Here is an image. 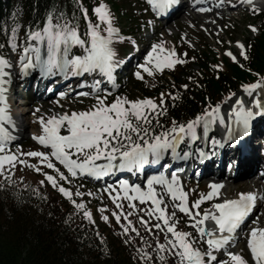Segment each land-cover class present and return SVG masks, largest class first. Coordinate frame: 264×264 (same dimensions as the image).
I'll return each instance as SVG.
<instances>
[{
  "label": "snow or ice",
  "instance_id": "snow-or-ice-1",
  "mask_svg": "<svg viewBox=\"0 0 264 264\" xmlns=\"http://www.w3.org/2000/svg\"><path fill=\"white\" fill-rule=\"evenodd\" d=\"M144 2L147 6L142 12L151 13L152 19L145 20L141 27L153 25L156 18L165 16L180 0ZM195 2L200 3V0ZM238 2L249 5L253 14L264 11L254 0ZM223 3L224 0H219L220 5ZM198 10L211 9L200 7ZM13 17L11 27L7 22L0 25V31L5 35V42L0 43V189L15 187L14 195L19 197L21 191L30 189V185L23 176L13 179L16 167L31 168L43 176L39 186L31 188L33 195L46 200L47 194L42 195L39 187L47 182L74 207L75 212L69 214L65 224L71 222L74 214H82L95 224L83 197L91 198L97 193L87 189L81 191L83 185L75 191L65 186L71 185L73 178L88 176L100 180L127 172L139 179L146 166L160 165L165 169L174 166L164 163L166 160L203 161L209 152L195 146L197 142L210 140L213 149L222 147L224 142L240 143L248 135L254 119L264 117L261 100L264 75L260 73H256L258 78L254 82L240 86L251 98L249 104L246 105L244 97L234 91H229L222 102H212L206 97L208 103L186 121L169 117L166 101L180 99L179 90H188L187 83L178 87L173 84V90L161 92L158 99L129 98L120 93L117 79L126 61L119 56V46L130 42L135 47L136 40L123 32L107 0H96L91 8L85 6L84 0H72L71 11L68 4L53 0L43 17L29 25L16 22L15 14ZM22 27L25 36L21 40L19 31ZM248 27L253 32L258 30L255 25ZM203 30L207 32V29ZM222 30L218 28L209 35L219 37ZM163 37L164 33H161L160 38L150 44L143 62L133 73L137 79L144 81L145 74L154 78L157 73L174 70L177 65L196 59L188 57L186 51L178 53L176 46ZM182 40L194 47L187 40V34ZM216 43H227L229 47L223 53L217 49L218 54L227 56L240 67H244L241 60L250 58L248 48L251 45L239 39L234 42L235 52L231 40L217 39ZM211 68L219 78L224 64H212ZM33 72H38L41 78H79V86L89 91L77 95L91 97L94 102L82 110L36 116L39 134L33 138L44 150L21 151L17 147L12 151L17 125L8 103L9 89L14 77L24 79ZM188 80L200 87L193 76L190 75ZM59 95L67 94L61 92ZM55 104L63 109L59 100ZM225 104L228 107L222 110ZM172 106L175 107V103ZM38 112L40 109L36 108L33 114ZM161 117L169 122L161 123ZM217 124L224 126V141L212 135ZM29 158H35L36 162L31 163ZM223 188L222 182H212L206 194L189 202L181 177L175 171L170 175L158 171L141 182L120 178L106 184L100 191L107 193L113 208L101 204L97 211L104 222L115 220L117 235L129 248L134 264H264V225L259 223V215L255 217V226L246 227L254 210L258 212L259 207H264V192L241 191L227 198L222 197ZM165 195L171 202V210ZM206 201L210 204L202 209L201 205ZM177 212L186 217L185 225L191 230L180 227ZM95 235L104 255H109L98 230ZM241 239L247 251L233 250Z\"/></svg>",
  "mask_w": 264,
  "mask_h": 264
},
{
  "label": "trees",
  "instance_id": "trees-1",
  "mask_svg": "<svg viewBox=\"0 0 264 264\" xmlns=\"http://www.w3.org/2000/svg\"><path fill=\"white\" fill-rule=\"evenodd\" d=\"M135 0H107L113 13H122V19H126L129 26L138 29L142 13L135 14L132 9L122 11ZM137 1V0H136ZM53 0H9V4L0 0V25L7 22L11 27L15 21L22 25L32 24L41 19ZM60 4H68L71 11L72 0H57ZM96 0H84L85 6L91 8ZM260 21V33L249 37L247 45L249 60H241L244 67L233 63L227 56L214 54L208 47H192L181 44L177 48L178 53L187 52L188 57H196L193 61L189 59L184 65H177L174 70H166L164 76L169 74L172 79H167V85L159 83L154 79L153 87L144 83L136 82L134 87L142 94L159 98L161 92H169L172 85L177 87L189 84L188 90L180 89V99L166 101L168 104L169 117H175L178 121H186L199 113L205 99L210 97L212 102H222L223 97L229 91H236L244 83L254 82L264 73V13L256 18ZM83 27V22H81ZM25 29L19 31L22 40ZM5 42V35L0 31V43ZM223 63L224 69L219 73V78L211 68L212 64ZM196 65L194 71L192 67ZM193 76L199 82L200 87L188 80ZM163 76V75H162ZM175 103V107H173ZM169 121L161 117V123ZM31 184L30 189L21 191L19 197L14 195L15 187L0 189V264H134L131 253L123 242L122 237L117 235V226L111 223L99 222L96 226L91 224L82 214L71 216V222L65 224V220L75 209L68 199L62 196L50 185L40 186V193L47 194L43 200L31 193V188L38 187ZM66 186V185H65ZM69 187V186H68ZM46 188V191L44 189ZM125 210L127 203H125ZM180 218V227L188 229L185 225V217L177 213ZM99 231L104 238L109 255H104L99 247V240L95 233ZM161 239L163 235L161 234Z\"/></svg>",
  "mask_w": 264,
  "mask_h": 264
},
{
  "label": "rangeland",
  "instance_id": "rangeland-1",
  "mask_svg": "<svg viewBox=\"0 0 264 264\" xmlns=\"http://www.w3.org/2000/svg\"><path fill=\"white\" fill-rule=\"evenodd\" d=\"M188 1L192 2V0H188ZM140 2L142 1L140 0ZM232 3H235V1L230 0L229 2V0H224L223 5H220L219 0H215L212 4L219 6V8L214 9L213 7L211 8L208 6L205 8L211 9L210 11L200 12L199 10H195L192 8H189L187 11L186 10L182 11L181 14L177 15L178 17L177 16L175 17L176 19L171 20L169 23L167 24L158 23V25H156L155 27V30H156L154 32L155 34L154 33L152 34V29L150 27L147 33L152 35L151 36L152 39L143 37L144 36L143 34L141 38L142 42H140V47L141 48L145 47V50L147 53V51L150 50V44L152 42H155L157 39H159L161 33H164L163 38L169 44L177 46L181 42H183L182 37L185 34H187V40L191 41L192 45L196 47L206 46L209 49H211L214 54H218L217 49H219V53H223L224 49L229 47L227 43L223 45L217 44L216 43L217 39L225 40V41L231 40L233 41V44L231 45V47L233 51L235 52L237 51L235 43H234L235 40L239 39L246 44L247 38H249L250 36H255L256 34L259 33V28H258L259 23L254 21L255 17L259 13L253 14L250 8H244L243 6L231 8ZM258 4H259V7L264 8V0H259ZM134 5H135V2L133 1L132 7ZM135 11L136 12L142 11V9L141 7L138 6L135 8ZM217 13H219V15H217ZM260 13H264V11H261ZM148 19H151V18L148 17L147 20ZM125 21L126 20H124L122 23L119 24V26L121 27L123 31H127L128 29L127 28L128 25L126 24ZM212 21H215V23H212ZM249 23H254L253 25H255V27L258 30L256 32L251 31L248 27ZM201 26H203V28ZM218 28L223 29L220 32L219 37L215 35H209V33H214ZM203 29H207V32H205ZM138 38H139V35H138ZM195 68L196 67H194L193 69L195 70ZM166 77H169V75H166ZM166 77H162L161 73H157L154 79H159V83L166 85L167 84V81L165 79ZM135 79L139 80L136 77ZM154 79L153 77H148L145 74V80L144 81L140 80L139 84L144 83L145 85H148V87H150V85L153 84L152 82ZM135 83L136 81L134 82V84ZM134 84L133 85L125 84L124 86H121L119 92L123 94H127L129 98L139 97V92L134 87ZM93 102L94 101L91 99V97L75 99L73 96V97H69L66 102H60V104L63 105V109L58 107L56 104H49V103L43 104L42 103L43 105L41 106L40 102H37L36 104L37 107H31L34 109L36 108L40 109V112L35 113V115L32 113L34 112V110L29 108V105H28V109H25L29 111L28 112L29 114L31 113L30 115L29 114L27 115L28 120L32 119V121H35V124H36L35 128L33 129L32 127L29 128L30 132L35 131L34 129H36L39 126L38 123L36 122V116L44 115V114H51L52 112H59V111L82 110L88 107ZM227 107L228 105L226 104L225 108ZM19 110L23 111L24 109L23 107H19ZM25 143L26 144L30 143L32 146L26 145ZM17 147H19L21 151L44 150L37 142L33 140L32 136H29V139H27L24 143L17 145ZM17 147L12 148V151H15ZM29 161L31 163H35L36 159L29 158ZM45 171H50V170L45 168ZM21 176L25 178V182L29 185L38 184V182L41 179H43V176L41 174L36 173L31 168H28V167L22 168L20 165H17L13 179H18ZM46 184L49 185L47 182H45L43 186H45ZM240 184H238V186L243 187ZM243 184H245V186L250 185L248 181L244 182ZM81 185H83V188L80 189L81 191H84L85 189H87V190H91L94 193H97L96 196L91 197V198L87 196L83 197V199L86 202L87 207L92 211V217L95 220V224H98V222L106 223L100 219L101 214L97 211V209L100 207L101 204L108 205L109 209L113 208V202L109 199L107 193L100 191L104 187H101V186L87 187L85 184L78 181L76 183H73L71 188L73 189V191H75ZM262 185H263L262 187L264 188L263 182H262ZM237 190L231 191L230 189H225L221 192L222 197L231 198L232 195H235L237 193L236 192ZM44 191H46V188L44 189ZM186 191L188 193L189 202H191L197 199L200 194L202 193L206 194L207 188L206 186H204V184H198L194 182L192 185H186ZM74 198L80 199L78 197H74ZM169 210H171L170 205H169ZM112 221L116 224L114 219H112ZM208 226H209V222H208ZM115 229L118 231V226ZM239 249L245 250L244 241L241 242L235 250H239Z\"/></svg>",
  "mask_w": 264,
  "mask_h": 264
},
{
  "label": "bare ground",
  "instance_id": "bare-ground-1",
  "mask_svg": "<svg viewBox=\"0 0 264 264\" xmlns=\"http://www.w3.org/2000/svg\"><path fill=\"white\" fill-rule=\"evenodd\" d=\"M259 1V0H258ZM258 1H255V3H258ZM185 0H181V5H180V3L178 4V7H180L181 8V10L178 12V15L179 14H181L182 13V11H185V10H187L185 7H186V5H185ZM257 6H259V4H256ZM185 8V9H184ZM184 9V10H183ZM176 17V16H175ZM174 17V18H175ZM127 68H129V67H127ZM26 80H28V79H18V78H15L14 79V81L12 82V85H11V90H13V88L18 84V83H22L23 81H26ZM25 84H26V87H29L32 83L30 82V81H27V82H25ZM21 107V106H20ZM23 109H25V108H23ZM29 111L28 110H26V111H22V114L21 115H19V113H18V116L19 117H21L22 116V119H23V122H22V124L21 125H18V123L16 122V125H17V127L15 128V129H17L18 131L19 130H21V129H23L22 127H25V129L24 130H29V128H31L32 127V129L33 128H35L36 127V124L32 121V120H28V117H27V115L29 114L28 113ZM12 113V112H11ZM12 115H13V113H12ZM15 129H14V131H15ZM37 129V128H36ZM36 129H34V130H36ZM35 134H38V133H34V132H32V135H33V137H34V135ZM254 136H255V138H258L259 136H260V133L259 132H255L254 133ZM254 155V154H253ZM254 159L255 160H258L259 158H258V156H254ZM221 161H223V159H221ZM196 162L194 161V160H190V161H188V164L191 166L192 164H195ZM198 163V162H197ZM195 167V165H193V168ZM199 167H202V168H200V170L201 169H203V171H205L206 169H207V167H206V165H204V166H201L200 164H198V168ZM259 167V162H258V164L255 166V167H253V168H251V170H253V171H256L257 170V168ZM192 173L194 174V175H202L197 169H195V171H192ZM247 181V180H246ZM241 186H243V187H248L249 189H254L255 187H258V186H260V182L258 181V182H254L253 184H250V185H248V186H245V184H240ZM253 186H255V187H253ZM239 187V186H238ZM241 240H243V239H241ZM237 245H239V243L237 244Z\"/></svg>",
  "mask_w": 264,
  "mask_h": 264
}]
</instances>
